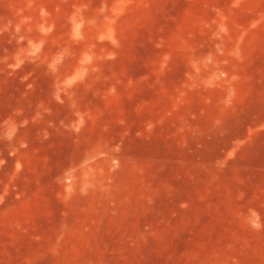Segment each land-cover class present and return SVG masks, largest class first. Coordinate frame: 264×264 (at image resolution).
Instances as JSON below:
<instances>
[{"label": "rangeland", "instance_id": "374dc122", "mask_svg": "<svg viewBox=\"0 0 264 264\" xmlns=\"http://www.w3.org/2000/svg\"><path fill=\"white\" fill-rule=\"evenodd\" d=\"M0 264H264V0H0Z\"/></svg>", "mask_w": 264, "mask_h": 264}]
</instances>
